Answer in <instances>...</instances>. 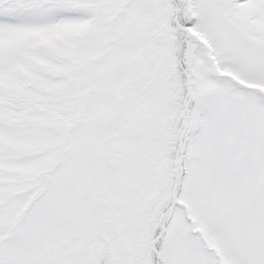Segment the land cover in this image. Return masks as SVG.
Listing matches in <instances>:
<instances>
[{
	"label": "snow or ice",
	"instance_id": "6c2138e0",
	"mask_svg": "<svg viewBox=\"0 0 264 264\" xmlns=\"http://www.w3.org/2000/svg\"><path fill=\"white\" fill-rule=\"evenodd\" d=\"M0 264H264V0H0Z\"/></svg>",
	"mask_w": 264,
	"mask_h": 264
}]
</instances>
